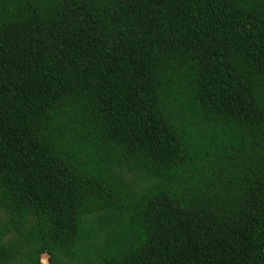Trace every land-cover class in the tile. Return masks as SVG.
<instances>
[{
  "label": "trees",
  "instance_id": "16d2710c",
  "mask_svg": "<svg viewBox=\"0 0 264 264\" xmlns=\"http://www.w3.org/2000/svg\"><path fill=\"white\" fill-rule=\"evenodd\" d=\"M264 264V0H0V264Z\"/></svg>",
  "mask_w": 264,
  "mask_h": 264
},
{
  "label": "rangeland",
  "instance_id": "374dc122",
  "mask_svg": "<svg viewBox=\"0 0 264 264\" xmlns=\"http://www.w3.org/2000/svg\"><path fill=\"white\" fill-rule=\"evenodd\" d=\"M40 264H48V259L46 254L41 255Z\"/></svg>",
  "mask_w": 264,
  "mask_h": 264
}]
</instances>
